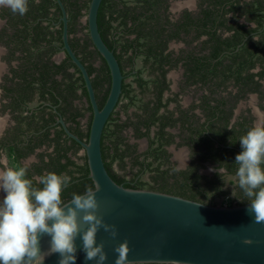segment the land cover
Instances as JSON below:
<instances>
[{
  "label": "trees",
  "instance_id": "16d2710c",
  "mask_svg": "<svg viewBox=\"0 0 264 264\" xmlns=\"http://www.w3.org/2000/svg\"><path fill=\"white\" fill-rule=\"evenodd\" d=\"M62 1L69 18L70 44L86 64L102 108L108 98L112 78L106 60L92 42L87 23L82 22L88 14L91 0ZM168 1L103 0L101 3L99 30L114 51L124 73L120 102L103 132V157L113 179L127 188L160 191L218 205L219 200L231 193L224 188L223 177L236 175L238 165L235 158L241 152L239 148L242 149L239 140L250 127L245 122H239L229 128L232 111L225 108L228 101L212 95L217 92L212 89L211 95L204 96L200 103L208 109L207 127H197L189 119H179L182 123L179 136L186 134L185 129L194 136L190 137L192 141H186L192 142L189 144L193 160L186 169H178L168 149L177 136L168 128L176 126L178 120L168 109L169 102L174 99L165 101L163 96L169 88L166 66L173 67L178 61L185 60L186 74L192 82L215 84L219 88L224 80L236 74L238 82L250 90L261 92L262 84L256 80V76L262 78L264 70L258 73L246 70L254 66V56L258 55V59L264 61V29L260 31L259 39L247 41L250 47L245 45L236 51L244 35L252 30H246L244 24L229 18L227 13L237 10L250 13L256 16L252 19L263 27L264 0H255V3L244 7L238 1L212 0L210 6L203 8L197 16L186 13L177 20H171L166 13ZM227 4H231V7L223 6ZM28 7V12L23 16L13 14L6 7L0 9V18L6 21L0 29V44L9 50V61L20 62L12 70L14 76L11 79L7 77L12 84L3 87L7 97L12 99L6 107L19 112L15 115L17 125L11 131V136L4 138L1 144L14 156L17 166L23 165L21 158L46 146V151L38 153L39 160L27 167V176L33 180L34 186L42 187L38 183L41 176L50 172L66 173L71 177V183L62 193V199L68 202L73 193L83 194L90 187L94 189L95 182L90 176L84 147L56 121L58 114H63L67 121L73 123L69 128L88 142L93 109L83 75L69 54L65 51L66 57L62 63L54 60L64 46V22L59 3L57 0H29ZM80 32L82 36L77 35ZM182 32L186 35L193 33L192 41L202 36H206V39L199 50H183L174 59L172 51H167L168 44L173 38L183 39ZM95 54L102 61L98 67L94 65ZM140 57L145 67L150 66L151 77L144 79L142 69L136 72L141 93L137 94L132 84L126 81L129 72L125 69L134 67L136 59ZM221 77L223 79L218 81ZM84 97L87 98V105L75 104L76 99ZM34 102L37 104L31 106ZM162 107L165 111L161 113ZM131 109L133 113H130ZM121 111L127 115L126 119L121 116ZM88 112V122L83 126L81 119ZM129 129L133 131V138L148 139L147 150L139 151L138 143L130 140ZM181 145V142L177 144L178 147ZM205 161H210L217 169L225 168L226 172L221 175L218 172L213 175L202 173ZM129 171L132 172L131 177H127ZM144 173L149 174L148 181L142 179ZM235 199H239L240 205L249 203L238 182Z\"/></svg>",
  "mask_w": 264,
  "mask_h": 264
},
{
  "label": "water",
  "instance_id": "95a60500",
  "mask_svg": "<svg viewBox=\"0 0 264 264\" xmlns=\"http://www.w3.org/2000/svg\"><path fill=\"white\" fill-rule=\"evenodd\" d=\"M103 0H91L83 20L88 25L92 42L106 60L111 72V89L101 108L86 64L70 44L69 18L62 0L63 49L80 69L93 109L89 140L84 141L68 128L67 133L85 149L90 176L99 186L96 196L98 215L115 225L118 236L113 238L102 228L97 244L104 243L108 259L115 264V248L129 242V261L132 263L171 264H264V222L257 223L249 214V203L242 205H211L179 195L148 189L127 188L110 175L104 161L102 137L105 126L120 102L124 73L114 51L107 45L99 30L98 13ZM62 123L65 125L64 121ZM69 200L68 202H70ZM83 212H81L82 221ZM82 227L88 225L82 223ZM50 237L41 240L42 250L49 247ZM78 251L75 264H96L85 261L82 239L76 240ZM59 254L47 257L44 264H59Z\"/></svg>",
  "mask_w": 264,
  "mask_h": 264
},
{
  "label": "clouds",
  "instance_id": "9594fccd",
  "mask_svg": "<svg viewBox=\"0 0 264 264\" xmlns=\"http://www.w3.org/2000/svg\"><path fill=\"white\" fill-rule=\"evenodd\" d=\"M29 0H0L13 14L25 15ZM242 151L236 155L239 187L249 200V214L257 223L264 222V124H256L239 140ZM216 171L221 175L223 169ZM27 167H5L0 170V264H44L47 257L59 254V264H75L76 240L82 239L85 261L105 264L108 259L104 243L97 244L101 228L115 238L118 229L98 215L100 207L91 187L83 194H72L70 202L62 193L71 183L66 173L50 172L39 178L42 187L34 186ZM81 212H83L81 221ZM82 223L88 225L83 228ZM50 237L49 247L42 250L41 240ZM129 242L115 248V264H131Z\"/></svg>",
  "mask_w": 264,
  "mask_h": 264
},
{
  "label": "flooded vegetation",
  "instance_id": "af4514ba",
  "mask_svg": "<svg viewBox=\"0 0 264 264\" xmlns=\"http://www.w3.org/2000/svg\"><path fill=\"white\" fill-rule=\"evenodd\" d=\"M232 1H238L240 6L244 7L247 4L255 3V0H232ZM212 0H169L168 4L169 7L166 11V13L169 15V18L171 20H177L180 17H183L186 13H191L193 16H197L199 13H201L203 8H207L210 6V3ZM226 8H230L231 4L223 5ZM249 7V6H247ZM246 7V8H247ZM1 9V7H0ZM224 15L225 13L222 12ZM227 16L229 18L237 19V22L240 24L245 25L246 30H252L248 34L244 35L243 41L237 45L236 51L241 50L246 47H250V44H246L247 41L251 38L257 40L260 38V31H263L264 29V23L263 27H261L257 21L253 20L252 14L247 13H241V10H237L236 12L230 11L227 13ZM256 17V16H255ZM82 22L85 23L82 19ZM230 21V23H232ZM260 26V27H259ZM1 29V28H0ZM226 34H228L226 32ZM78 36H82V33H78ZM181 37L183 39L179 38H173L170 40L168 44V50L172 51V56L174 59H176L183 50L189 51L194 49H200L203 47V40L206 39V36H202L200 39L192 41L193 33L191 35H186L185 33H181ZM70 40V39H69ZM187 40V41H186ZM190 42V43H189ZM251 43V42H250ZM3 47V54L0 57L2 63L4 66L3 69L0 71V115H2L5 118V124L2 125V128H0V165H2L3 160H5V166L6 164H11L9 166L16 167L17 164L14 160V156L11 155L9 150L2 146L1 142H3L4 138H9L11 136V131L13 128L17 125V120L15 118V115H18L19 112L15 111L13 112L10 107H6V105L11 102V98L7 97L6 93L7 91L3 88L4 85L10 86L12 84V81L8 80V78L11 79L13 77L12 70L20 64L18 60H8V53L9 50L4 44H0ZM66 53L65 50L62 49V51L54 57V60L57 63H62V61L65 59ZM94 65L96 67L101 65V59L98 58L95 54L94 57ZM185 60L178 61L177 65L175 64L173 67H169V65L166 66L168 68L167 74H166V82L169 85V88L165 90L164 92V100L167 99H174L169 102L168 109L172 110L174 113V118L177 119V124L174 127L168 128L172 133L176 134L175 142L171 144L170 146H175L177 148H184L186 152L188 153V158L186 161H184V158H182L183 153L176 154L177 161H180L179 164H181V167H179V164H176L175 161H172L176 164L178 169H186L191 161L193 160L191 157L192 154V148L189 143L192 144V136L193 133L191 131H188L185 129L186 134L179 136L180 132L182 131V123L179 120L180 118L189 119L190 122H193L194 126L197 127H207L206 123L208 121V109L204 106H201L200 103L203 100L204 96H210L211 91L217 90V92H214L212 95L218 97V98H224L228 101V104L225 105V108L232 111V116L230 120L229 128H232L235 124L239 122H245L250 129L256 125V124H264V76L258 77L256 76V80H258L262 84V91H254L250 90V88L244 86L240 82H238V79L236 74L232 75L230 79L224 80V83L218 88L215 84H202L201 82H192V80L189 79L188 75L186 74V67L184 65ZM230 60H226L225 62H228ZM141 62L142 66L139 68L138 63ZM252 62L254 63V66L246 70L247 72L251 73H258L262 72L264 70L263 63L264 61H261L258 59V55L254 56ZM150 67V66H149ZM149 67L144 66L143 58H137L136 63L134 67L128 66L125 70L126 72H129L127 79L132 78L133 87L136 89L135 93H140V88L138 87V82L136 81V72L141 71V76L144 79H148L151 77L149 74ZM71 70H74V68H71ZM146 73V76L144 75ZM156 75L157 72H156ZM8 77V78H7ZM156 77L155 75L153 76ZM223 77L219 78L218 81H221ZM128 82V81H127ZM131 83V82H130ZM131 83V84H132ZM80 93V90H79ZM141 94V93H140ZM141 96V95H139ZM186 100V103L184 101ZM87 105V98L83 99H76L75 104L81 106L82 104ZM37 102L31 103V106H35ZM165 111V108L162 107L161 113ZM130 113H133V109L130 111ZM90 113H86L85 117L81 119V123L83 126H86V123L88 122ZM121 116L126 119L127 115L121 111ZM64 121L65 125L62 123ZM56 123H60L63 128L66 130L68 128L73 134H75L69 127L73 124L70 121H67L66 117L62 114H58V118ZM189 123V122H187ZM189 125V124H188ZM129 132L132 136L133 131L129 129ZM77 135V134H75ZM70 136V135H69ZM78 136V135H77ZM71 137V136H70ZM79 137V136H78ZM187 140H185L186 138ZM185 138V139H183ZM135 139V138H134ZM145 139L148 143L147 138H141V139H135L136 141ZM189 141L187 143L186 141ZM185 141V142H184ZM183 143L180 147L177 146L178 143ZM170 146H168L169 151L172 153V158L175 156L174 153L170 150ZM241 151L242 149L239 148ZM47 147L43 146L41 148H38L34 154L29 155L28 157L21 158V162L26 167H31L34 163H36L39 160L38 153L46 151ZM49 150H52L50 148ZM82 151V150H81ZM80 151V152H81ZM140 151V150H139ZM180 151V150H179ZM141 152V151H140ZM181 159V160H180ZM205 168L202 169V173L204 170L210 168L212 171L211 173H205L209 175H213L216 171V165L210 163V161H205ZM183 165V166H182ZM223 172H226L225 168H222ZM229 175V174H228ZM236 176V175H232ZM238 182V181H237ZM236 182V184H237ZM230 197L232 199V205H240L239 199H235V190L236 185L234 187V190H231ZM232 194V195H231ZM224 198L221 199V201Z\"/></svg>",
  "mask_w": 264,
  "mask_h": 264
},
{
  "label": "rangeland",
  "instance_id": "374dc122",
  "mask_svg": "<svg viewBox=\"0 0 264 264\" xmlns=\"http://www.w3.org/2000/svg\"><path fill=\"white\" fill-rule=\"evenodd\" d=\"M85 18L86 17H84L83 18V20H85ZM3 47H2V45H0V57L2 56V54H3ZM2 61H1V58H0V63H1ZM142 66V64H141V62H139L138 63V66L137 67H141ZM3 68H1L0 67V71L2 70ZM144 75L146 76V73H144ZM127 81L128 82H133L132 81V78H129V79H127ZM132 85H133V83H132ZM134 86V85H133ZM184 101H185V103H186V100L184 99ZM132 110V109H131ZM130 110V111H131ZM5 118L2 116V115H0V128H2V125L3 124H5ZM130 133V132H129ZM130 135V140L132 141V142H137L138 143V147H139V150L141 151V152H143V151H145V150H147V148H148V143H147V141L145 140V139H142V140H139V141H136L132 136H131V134H129ZM170 150L174 153V157L172 158L173 159V161H175L176 162V164H179V162L180 161H177V157H176V154L178 153V152H180V153H183V154H180V155H182V158H184V161H186L187 160V158H188V153L186 152V150H184V148H177V147H175V146H170ZM180 150V151H179ZM181 160V159H180ZM3 164L2 165H0V170H2L3 168H5L6 166H5V160H3V162H2ZM7 165V167H11V166H9V165H11V164H6ZM179 167H181V164H179L178 165ZM183 166V165H182ZM115 168L119 171V172H121L122 173V171L119 169V167H118V165H115ZM211 169L210 168H208V169H206V170H204L203 171V173H211ZM132 172L131 171H129L128 172V175H127V177H131V174ZM142 179L143 180H145V181H148L149 180V174L148 173H144L143 175H142ZM223 181L225 182V186H224V188L225 189H231V190H234V187H235V185H236V182L238 181V177L237 176H232V175H226V176H224L223 177ZM3 195H4V193H2V192H0V199H2L3 198ZM232 195V194H231ZM221 204V200H219V204L218 205H220Z\"/></svg>",
  "mask_w": 264,
  "mask_h": 264
},
{
  "label": "built area",
  "instance_id": "2783aa9c",
  "mask_svg": "<svg viewBox=\"0 0 264 264\" xmlns=\"http://www.w3.org/2000/svg\"><path fill=\"white\" fill-rule=\"evenodd\" d=\"M221 206H231L232 205V199L230 196H226L222 201H221Z\"/></svg>",
  "mask_w": 264,
  "mask_h": 264
},
{
  "label": "crops",
  "instance_id": "0c3cea01",
  "mask_svg": "<svg viewBox=\"0 0 264 264\" xmlns=\"http://www.w3.org/2000/svg\"><path fill=\"white\" fill-rule=\"evenodd\" d=\"M5 24H6V21L4 19L0 18V28L5 26ZM58 56H59V54H58ZM3 66H4V64L1 62L0 67L2 68ZM178 155H179V153H178Z\"/></svg>",
  "mask_w": 264,
  "mask_h": 264
},
{
  "label": "bare ground",
  "instance_id": "6f19581e",
  "mask_svg": "<svg viewBox=\"0 0 264 264\" xmlns=\"http://www.w3.org/2000/svg\"><path fill=\"white\" fill-rule=\"evenodd\" d=\"M181 156V155H180Z\"/></svg>",
  "mask_w": 264,
  "mask_h": 264
}]
</instances>
